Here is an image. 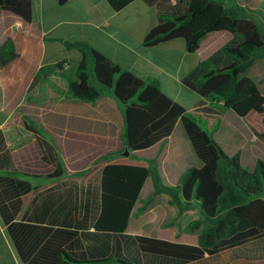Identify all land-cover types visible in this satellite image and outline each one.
<instances>
[{"label": "trees", "instance_id": "obj_1", "mask_svg": "<svg viewBox=\"0 0 264 264\" xmlns=\"http://www.w3.org/2000/svg\"><path fill=\"white\" fill-rule=\"evenodd\" d=\"M68 0H60L61 4ZM135 0H107L121 11ZM156 5L157 25L144 39L145 46L182 38L191 53L197 52L210 34L230 31L232 38L184 77V83L201 96L199 107L214 111L223 102L229 118L241 132L236 137L255 135L264 152V132L246 120L252 111L264 114V94L248 75L255 61L264 57V32L253 18L241 15L247 5L261 12L264 0H146ZM0 9L32 21V0H0ZM67 49H77L82 61L72 70L65 62L42 66L29 87V95L56 68L69 84L74 97L99 98L104 89L114 87L117 99L126 105L124 139L131 151L148 149L160 141L182 135L191 146L196 164L182 175V184H166L157 168L108 164L101 191L85 190L84 218L75 226L32 229L15 221L22 196L31 190L29 181L18 177L9 148L0 151V216L26 264H233L237 260H264V159L244 162L242 153L209 133L187 108L164 92L157 83L146 84L132 71L123 69L87 41L60 39ZM19 56L11 37L0 35V69ZM67 61V60H65ZM137 97V101L133 99ZM213 106V107H211ZM23 106L16 115H20ZM26 128L37 138L45 161L53 164L51 177L64 172L58 152L27 117ZM237 120L239 123H236ZM264 121V119H263ZM2 132H0V136ZM246 140V139H245ZM120 153L111 154V156ZM130 156L139 159L134 154ZM151 178L156 193H166L181 212L201 209L200 219L191 226L202 227L197 244L172 241L143 234H129L127 228L146 181ZM46 232V233H45ZM37 238L46 234L42 241Z\"/></svg>", "mask_w": 264, "mask_h": 264}, {"label": "crops", "instance_id": "obj_2", "mask_svg": "<svg viewBox=\"0 0 264 264\" xmlns=\"http://www.w3.org/2000/svg\"><path fill=\"white\" fill-rule=\"evenodd\" d=\"M32 6V21L0 9V35L11 37L19 53L15 60L0 69V151L6 147L11 150L18 170L15 175L31 184V190L22 196V207L15 221L26 222L27 227L37 230L77 225L85 215L82 208L86 201L85 190L101 191L105 167L108 164L147 166L148 163L140 158L142 151L148 149H156L155 155L160 156L161 149L164 151L168 146L163 173L160 166L159 170L167 183L178 185L179 168L184 158L182 153H177L179 149L173 148L171 152L169 147L188 141L177 134L148 149L130 152L139 159L124 155L127 106L114 95V87L103 88L102 95L95 100L78 99L70 92L68 81L59 68L40 81L30 95L29 87L44 65L65 62V68L74 70L82 61L83 54L77 49H67L60 39L87 41L123 69L141 76L146 84H159L182 105L175 94L193 91V103L188 107L183 105L193 113L200 103L199 93L184 83V77L218 50L204 51L199 60L192 58V54L199 55L204 43L213 42L212 35L217 32L208 35L200 49L191 53L185 40H180L182 38L152 47L144 45L145 37L158 23L156 5L146 0H135L121 11H114L107 0H68L64 4L60 0H32ZM71 55L77 60L73 61ZM21 106L24 109L17 116ZM23 117L42 131L56 148L64 170L61 176H50L55 166L43 159L41 146L26 128ZM248 117L246 120L250 123ZM219 131L225 143L235 140L233 147L248 143L242 137L234 136L239 133L227 121L221 124ZM240 152L244 162L258 158L250 149ZM114 153L120 154L111 156ZM0 175L14 176L6 171H0ZM148 180L126 232L162 238L144 229L143 215L134 221V212ZM45 235L37 238L30 234L28 238L40 243ZM0 264H26L21 261L1 216Z\"/></svg>", "mask_w": 264, "mask_h": 264}, {"label": "rangeland", "instance_id": "obj_3", "mask_svg": "<svg viewBox=\"0 0 264 264\" xmlns=\"http://www.w3.org/2000/svg\"><path fill=\"white\" fill-rule=\"evenodd\" d=\"M238 0H233V2H237ZM238 3V2H237ZM227 4L230 7H236L240 8V13L243 16L253 18L256 21H258L263 28L264 32V19L262 18V14L257 10H251L248 8L247 5L238 6L231 4L229 1H227ZM50 8V6H48ZM48 12L45 14L47 17ZM65 15V14H63ZM213 42L211 44L205 45L202 49V51L199 52V55L192 54V58L201 59L204 54H202L204 51H210L211 49L215 48H221L223 47L231 38L232 33L230 31H220L212 35ZM183 40V39H180ZM72 60L76 61V56L71 55ZM248 75L252 77V79L258 84L261 92L264 94V57L258 59L255 61L254 65L249 69ZM188 91V90H187ZM180 101L185 106H189L190 103H193L194 101V92L188 91L177 93L175 94ZM198 97V103L201 101V96L197 94ZM133 101H137V97L133 99ZM214 106V107H213ZM214 111L208 110L204 107L197 108L193 113L192 116L196 118L199 123L211 134L215 135L217 138L221 137L220 126L223 122L227 121L231 128H235L236 131L241 132V130L238 128V126H234L231 119L229 118L230 115V109L226 108L223 102L215 103L213 105ZM264 114L259 113L257 111H253L251 114H249L248 120L249 122L260 132H264ZM227 130H230L229 128ZM231 131V130H230ZM236 136V135H234ZM223 140V138H220ZM245 143H240V145H235L239 148V150H246L250 149L254 153V155L258 158L262 157L264 159V152L261 148L260 141L257 137L254 135L249 138L246 137ZM224 141V140H223ZM234 144V143H233ZM173 148L179 149V152L182 153L184 162L182 163L181 167L179 168V184H182V175L183 173L191 166L195 165V159L194 156L191 153V147L188 143L180 142L177 147H169V150L171 152L173 151ZM166 150H168V146L165 147L164 151L161 149V155L156 154V149H148L145 151H142L143 155L140 158L141 160H145L146 162L148 160H152V164L157 168L158 172L161 174L163 173V164L165 163V153ZM155 155V157L152 158V156ZM149 157V158H147ZM159 166L161 167V172L159 170ZM162 178H164L162 176ZM165 181V180H164ZM166 184L167 181H165ZM171 186H175L172 184H169ZM141 200L138 203L136 210L134 212V221L135 218H137L140 215H143V226L144 229H147L149 231H153L155 234L161 236L162 238L173 240V241H181V242H188V243H195L197 244L199 242L200 234L202 233V227H196L193 225L191 226L192 222L200 219L201 217V209L196 204L195 208L185 210L184 212H181L177 206L171 203L169 195L166 193H156L154 184L151 178H149L145 189L143 191ZM233 264H264V260L260 261H249V260H238L234 262Z\"/></svg>", "mask_w": 264, "mask_h": 264}, {"label": "water", "instance_id": "obj_4", "mask_svg": "<svg viewBox=\"0 0 264 264\" xmlns=\"http://www.w3.org/2000/svg\"><path fill=\"white\" fill-rule=\"evenodd\" d=\"M124 155L129 156L130 155V150L129 148H126V150L123 152Z\"/></svg>", "mask_w": 264, "mask_h": 264}]
</instances>
